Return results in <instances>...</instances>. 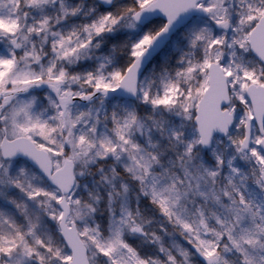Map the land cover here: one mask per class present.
<instances>
[{"label": "snow or ice", "instance_id": "1", "mask_svg": "<svg viewBox=\"0 0 264 264\" xmlns=\"http://www.w3.org/2000/svg\"><path fill=\"white\" fill-rule=\"evenodd\" d=\"M0 264H264V0H0Z\"/></svg>", "mask_w": 264, "mask_h": 264}, {"label": "rangeland", "instance_id": "2", "mask_svg": "<svg viewBox=\"0 0 264 264\" xmlns=\"http://www.w3.org/2000/svg\"><path fill=\"white\" fill-rule=\"evenodd\" d=\"M144 31H147V29H143V30L131 33V36L133 39H139L144 34Z\"/></svg>", "mask_w": 264, "mask_h": 264}]
</instances>
